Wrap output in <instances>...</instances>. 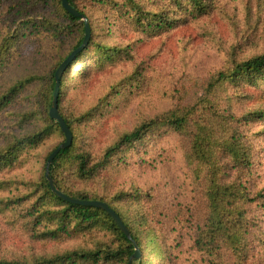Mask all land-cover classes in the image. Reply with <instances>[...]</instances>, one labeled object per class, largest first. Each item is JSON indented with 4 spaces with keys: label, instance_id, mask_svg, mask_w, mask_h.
<instances>
[{
    "label": "trees",
    "instance_id": "trees-1",
    "mask_svg": "<svg viewBox=\"0 0 264 264\" xmlns=\"http://www.w3.org/2000/svg\"><path fill=\"white\" fill-rule=\"evenodd\" d=\"M243 1L246 22L264 21V0ZM68 2L87 19L90 33L56 93L72 143L50 166L55 188L111 208L140 250L136 264H166L162 202L119 179L127 177L131 158L170 132L178 138L196 208L176 214L194 227L197 257L204 264H250L254 237L264 259V186L249 189L252 139L264 142V45L248 56L232 48L193 102L177 103L95 151L93 125L113 116L146 81L149 66L135 61L136 46L225 14L228 0ZM83 38V22L61 0H0V264H127L133 254L132 243L105 211L62 200L44 177L48 156L64 142L49 117L54 75ZM101 77L108 80L98 86ZM239 106L241 114L235 112ZM195 211L200 218H193ZM7 233L21 240L20 254L8 247Z\"/></svg>",
    "mask_w": 264,
    "mask_h": 264
},
{
    "label": "rangeland",
    "instance_id": "rangeland-1",
    "mask_svg": "<svg viewBox=\"0 0 264 264\" xmlns=\"http://www.w3.org/2000/svg\"><path fill=\"white\" fill-rule=\"evenodd\" d=\"M243 2L228 0L225 14L214 13L198 24L171 31L165 38L147 40L136 46L135 61H145L149 66L146 81L113 116L93 125L95 151L102 149L115 136L156 117L175 104L193 102L202 94L208 78L221 68L225 53L231 52L232 48L244 51L247 56L260 51L264 45V21L257 24L246 22ZM25 66L33 67L31 64ZM81 69L82 66L75 67L70 76ZM124 71L120 69L119 73ZM102 77L97 82L98 86L108 80V77ZM90 89L97 90L96 87ZM170 93L175 95L174 99L168 98ZM83 105L86 106V101ZM235 112L241 114L244 109L235 107ZM257 125L254 129L258 128ZM252 141L255 145L252 160L254 180L249 184L250 191L264 186V142ZM125 174L127 177L124 176L122 182L119 179L120 183L124 186L134 183L155 194L163 204L164 222L159 234L166 264H204L192 246L193 225L182 223L176 214L179 208L194 207V194L177 136L166 131L161 133L145 153L130 159ZM192 214L194 219L201 217L199 211ZM6 240L14 252L20 254L24 250L21 240L14 235L7 233ZM250 244V264H264L262 251L254 237H250Z\"/></svg>",
    "mask_w": 264,
    "mask_h": 264
},
{
    "label": "water",
    "instance_id": "water-1",
    "mask_svg": "<svg viewBox=\"0 0 264 264\" xmlns=\"http://www.w3.org/2000/svg\"><path fill=\"white\" fill-rule=\"evenodd\" d=\"M61 6L72 17L78 18L83 22L84 38H83L81 46H79L77 49H75L73 52L70 53V55L59 65L54 75L56 84H55V89H54V97L51 103V107L49 109V117L55 122H57L61 132L64 135V142H62L48 156L46 160V164H45L44 177L48 183L50 191L57 197L61 198L62 200L70 204L86 206V207H93V208H97V209H101L105 211L115 222L120 232L126 237L127 240H129L132 243L133 254L129 257L127 264H134L137 260H139L141 253L136 243L132 240L129 231L127 230V228L125 227L121 219L118 217V215L111 208H109L105 203L98 202V201L77 200L69 196H66L65 194L61 193L59 190L55 188L53 180L50 176V166L52 165L53 160L59 154L60 151L68 149L72 143V134L70 130L68 129L66 123L60 117L57 111L56 93L59 89V80H60L62 73L65 71V69L70 65V63L74 60L76 55L80 53L82 49L85 47V45L87 44L89 40V33H90L87 19L83 15H81L77 10L71 7L68 0H61Z\"/></svg>",
    "mask_w": 264,
    "mask_h": 264
}]
</instances>
